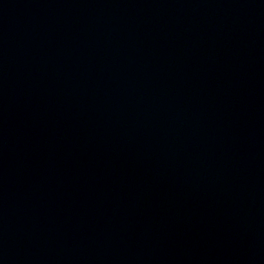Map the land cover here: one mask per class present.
<instances>
[{"label":"water","instance_id":"water-1","mask_svg":"<svg viewBox=\"0 0 264 264\" xmlns=\"http://www.w3.org/2000/svg\"><path fill=\"white\" fill-rule=\"evenodd\" d=\"M0 264H264V0H0Z\"/></svg>","mask_w":264,"mask_h":264}]
</instances>
